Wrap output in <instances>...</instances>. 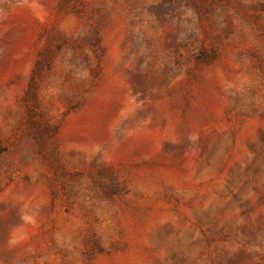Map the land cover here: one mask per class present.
Instances as JSON below:
<instances>
[{
    "label": "rangeland",
    "instance_id": "1",
    "mask_svg": "<svg viewBox=\"0 0 264 264\" xmlns=\"http://www.w3.org/2000/svg\"><path fill=\"white\" fill-rule=\"evenodd\" d=\"M0 264H264V0H0Z\"/></svg>",
    "mask_w": 264,
    "mask_h": 264
},
{
    "label": "trees",
    "instance_id": "2",
    "mask_svg": "<svg viewBox=\"0 0 264 264\" xmlns=\"http://www.w3.org/2000/svg\"><path fill=\"white\" fill-rule=\"evenodd\" d=\"M160 14H162V12ZM35 67H36V65H35Z\"/></svg>",
    "mask_w": 264,
    "mask_h": 264
}]
</instances>
